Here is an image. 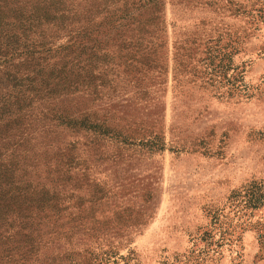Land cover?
Listing matches in <instances>:
<instances>
[{
	"label": "rangeland",
	"instance_id": "rangeland-1",
	"mask_svg": "<svg viewBox=\"0 0 264 264\" xmlns=\"http://www.w3.org/2000/svg\"><path fill=\"white\" fill-rule=\"evenodd\" d=\"M69 2L52 48L122 27L50 99L0 64V264H264V0Z\"/></svg>",
	"mask_w": 264,
	"mask_h": 264
},
{
	"label": "trees",
	"instance_id": "trees-1",
	"mask_svg": "<svg viewBox=\"0 0 264 264\" xmlns=\"http://www.w3.org/2000/svg\"><path fill=\"white\" fill-rule=\"evenodd\" d=\"M69 1L0 0V35L3 33L7 38L4 50H2V44H0V64H11V61L18 56H26L24 59H27L29 64L36 62L31 71H27L26 75H22L19 71L7 74L12 87L19 86L21 89L28 87L27 90L30 93L37 95L35 98L28 97L31 101L38 98L50 99L52 96L61 95V92L68 91L72 83L76 82L73 75L76 67H78L81 55H85L83 59L85 64L92 66L93 62L97 60L95 50L99 52L98 45L101 48V46L112 41L111 32L117 31L122 27L121 23L109 20L108 22L111 23L110 29L101 30L99 29L100 24L97 25L98 28L96 30L91 31L90 29L94 28V24H90L87 19V26H84L81 30H68L69 39L67 42L52 48V39L55 35L47 37L44 25L52 23L58 30H67L65 22L71 20L72 23L74 21L73 17L78 15L77 7L74 10V7L70 6L71 3ZM125 16L127 14L118 17L116 20L123 19ZM4 26H6V29H2ZM8 28H10V33ZM51 51L54 53L53 57L57 59L52 64L46 65V69L49 71H44L38 61L46 59L43 56L51 53ZM7 54H10V56H7ZM41 54L43 55L38 57ZM103 55H106V53ZM223 55L221 57L219 55L216 56L218 60L217 70L219 68H228L227 63H221ZM45 74L51 78L49 82L46 80V83H44ZM88 74H90V70ZM37 82H39L40 86L36 88L34 84ZM43 86L45 88L41 90ZM9 171L7 168H0V176L6 177ZM1 195H3V198L0 197V211L9 210L11 206L19 209L21 205H24L23 202L21 204L19 202H10L5 199V194Z\"/></svg>",
	"mask_w": 264,
	"mask_h": 264
}]
</instances>
